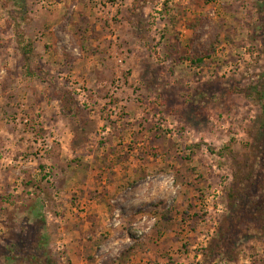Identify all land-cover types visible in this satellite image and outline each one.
Returning <instances> with one entry per match:
<instances>
[{
	"label": "rangeland",
	"instance_id": "rangeland-1",
	"mask_svg": "<svg viewBox=\"0 0 264 264\" xmlns=\"http://www.w3.org/2000/svg\"><path fill=\"white\" fill-rule=\"evenodd\" d=\"M49 262L264 264V0H0V264Z\"/></svg>",
	"mask_w": 264,
	"mask_h": 264
},
{
	"label": "trees",
	"instance_id": "trees-1",
	"mask_svg": "<svg viewBox=\"0 0 264 264\" xmlns=\"http://www.w3.org/2000/svg\"><path fill=\"white\" fill-rule=\"evenodd\" d=\"M191 63H193L194 65H198V64H202L203 60L202 59H198V60L192 59ZM49 264H53V263L49 262Z\"/></svg>",
	"mask_w": 264,
	"mask_h": 264
}]
</instances>
